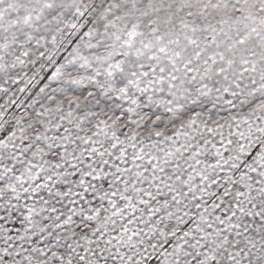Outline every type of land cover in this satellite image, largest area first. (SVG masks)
Segmentation results:
<instances>
[{"label":"snow or ice","instance_id":"6c2138e0","mask_svg":"<svg viewBox=\"0 0 264 264\" xmlns=\"http://www.w3.org/2000/svg\"><path fill=\"white\" fill-rule=\"evenodd\" d=\"M0 264H264V0H0Z\"/></svg>","mask_w":264,"mask_h":264}]
</instances>
